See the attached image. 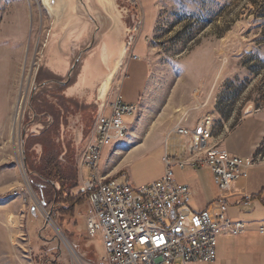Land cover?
<instances>
[{"label":"rangeland","instance_id":"obj_1","mask_svg":"<svg viewBox=\"0 0 264 264\" xmlns=\"http://www.w3.org/2000/svg\"><path fill=\"white\" fill-rule=\"evenodd\" d=\"M117 2L131 28L128 45L136 43L134 53L147 55L146 62H133L124 78L122 102L137 104L138 113L123 118L124 134L104 148L99 169L113 178L126 174L125 180L138 188L164 175L165 154L183 157V139H167L178 121L212 117L220 144L244 117H264V0ZM138 19L141 29L133 32ZM51 22L40 0H0V264H105L99 237L85 238V204L75 207L71 229L70 218H58L53 203L43 204L35 189L38 177L29 171L40 162L35 136L45 119H32L27 108L33 85L44 79L37 71ZM146 64L149 80L142 101ZM58 104L60 112L50 111L59 127L55 157L78 182V163L95 118L81 104ZM258 155L264 157V139ZM122 162L124 168L115 170ZM170 170L177 184L191 188L189 207L205 209L215 186L209 169L174 165ZM81 175L87 179L89 171ZM74 190L70 195L77 197Z\"/></svg>","mask_w":264,"mask_h":264},{"label":"built area","instance_id":"obj_2","mask_svg":"<svg viewBox=\"0 0 264 264\" xmlns=\"http://www.w3.org/2000/svg\"><path fill=\"white\" fill-rule=\"evenodd\" d=\"M137 13L142 14L139 10ZM141 25L138 19L133 32L139 31ZM131 49L128 58L138 60L130 54ZM132 111H137V104H124L119 95L108 105L103 104L94 123L92 139L83 151L79 170H88L89 177H79L74 193L85 204L86 238L99 237L105 264L214 263L218 237L241 235L245 224L229 220L216 205L193 211L189 207L191 188L177 184L170 167H189L194 171L208 168L223 198L232 195L234 184L245 179L246 170L264 157L240 159L221 147L206 148V141L217 140L214 120L205 116L193 123L178 121L171 128L167 139H183V157L173 160L165 154V172L161 178L138 188L125 180L126 174L116 176V181H108V174L102 175L99 169L103 150L123 136L126 126L123 118ZM259 232L264 233V228Z\"/></svg>","mask_w":264,"mask_h":264},{"label":"water","instance_id":"obj_3","mask_svg":"<svg viewBox=\"0 0 264 264\" xmlns=\"http://www.w3.org/2000/svg\"><path fill=\"white\" fill-rule=\"evenodd\" d=\"M40 1L52 22L37 71L44 79L33 85L27 108L32 119H45L35 137L50 128L59 131L51 114L60 112L58 100L81 104L96 120L106 97L100 98V89H109L131 29L117 0ZM250 112L251 107L245 114ZM32 119L28 127L34 126Z\"/></svg>","mask_w":264,"mask_h":264},{"label":"crops","instance_id":"obj_4","mask_svg":"<svg viewBox=\"0 0 264 264\" xmlns=\"http://www.w3.org/2000/svg\"><path fill=\"white\" fill-rule=\"evenodd\" d=\"M135 45L136 43H134V47ZM145 45L146 51H148L147 44L145 43ZM127 47L124 51L120 66L114 75L113 82L109 86V93L105 97L104 104L106 105L112 102L117 95L122 99V92L125 85L124 78L129 66L133 62L145 61L147 54L142 58L140 55L134 53V47L132 49L130 46ZM130 49V54L137 56L139 58L138 60L128 58V51ZM123 65H125L124 73L120 75V70ZM148 72L149 68L146 64V76L140 88L142 93L139 95V100L142 101L149 80ZM117 75L118 77L116 78ZM263 139L264 117L250 115L244 117L230 130L220 142V147L228 151L232 157L240 159L251 158L258 154ZM140 147L141 144L135 146L136 149ZM78 164L79 179L82 176V170H79L81 169L82 158ZM123 166H125L124 162L119 163L115 170L121 171V168H124ZM246 173L247 177L245 179H240L234 184L232 195L221 198L215 186L212 195H209V202L205 209L210 205H216L225 213L229 220L241 221L245 224V232L241 235H223L218 237L216 261L212 264H264V233L259 232L260 228H264V161L248 168ZM101 174L104 175L105 173ZM114 174L111 173L110 175ZM247 198H250V200H247Z\"/></svg>","mask_w":264,"mask_h":264},{"label":"trees","instance_id":"obj_5","mask_svg":"<svg viewBox=\"0 0 264 264\" xmlns=\"http://www.w3.org/2000/svg\"><path fill=\"white\" fill-rule=\"evenodd\" d=\"M55 128H50L46 132L36 137V143L42 148L40 162L32 166L29 171L37 175L38 179L35 189L41 196L44 205L53 203V212H56L58 218L67 217L71 221V229L76 225L74 218V209L77 205H83V199L80 196L72 197L70 191L77 186V176L69 175L60 165L55 157ZM27 149V147H25ZM27 153L25 152V157ZM72 167V166H71ZM55 185L58 186L55 189ZM62 225V224H61ZM65 229V226L62 225ZM86 238V236H85Z\"/></svg>","mask_w":264,"mask_h":264},{"label":"bare ground","instance_id":"obj_6","mask_svg":"<svg viewBox=\"0 0 264 264\" xmlns=\"http://www.w3.org/2000/svg\"><path fill=\"white\" fill-rule=\"evenodd\" d=\"M112 82H113V80L109 81V83L107 82V84H111ZM107 86L108 85H105L102 89H100V93H99L100 98H103L104 96H107V94L109 93L108 92L109 89H108ZM137 113H138V109H137V111H132L131 115H136ZM206 148H220V144L217 141H206ZM108 181H116V179L113 178V177H108ZM65 246H66V243H65ZM67 248L69 249V252H73L71 247L68 246Z\"/></svg>","mask_w":264,"mask_h":264}]
</instances>
